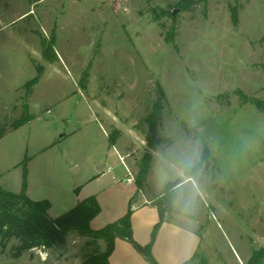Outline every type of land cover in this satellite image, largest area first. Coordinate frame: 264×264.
<instances>
[{"label":"rangeland","instance_id":"374dc122","mask_svg":"<svg viewBox=\"0 0 264 264\" xmlns=\"http://www.w3.org/2000/svg\"><path fill=\"white\" fill-rule=\"evenodd\" d=\"M235 3L0 0L2 188L20 193L27 158L26 194L49 200L55 219L75 205L76 187L103 172L81 194L99 193L90 228L101 229L127 211L134 187L122 179L124 166L135 178L148 147L145 119L158 105L145 196L198 233L190 264H238L233 252L247 255L246 264L264 249L263 224L253 231L264 223V0H241L236 27ZM25 106L31 120L13 130ZM205 148L210 158L197 168ZM187 178L198 193L188 184L162 197L167 184ZM107 183L114 187L100 192ZM17 244L0 248V264H82L105 250L74 232L61 246L14 257Z\"/></svg>","mask_w":264,"mask_h":264},{"label":"trees","instance_id":"16d2710c","mask_svg":"<svg viewBox=\"0 0 264 264\" xmlns=\"http://www.w3.org/2000/svg\"><path fill=\"white\" fill-rule=\"evenodd\" d=\"M241 0H236L235 5L230 6V16L234 27L238 25V12L241 7ZM38 76L30 80L24 86L29 94L32 87L38 83L41 74L40 68H37ZM159 107L155 106V113L145 119L149 126V134L147 135V150L138 164V172L134 178L138 192H146L148 189L147 177L151 168L153 151L159 143L157 138V124L160 121L158 114ZM31 120L28 113V106L24 107L23 114L20 119L15 121L12 129L16 130ZM4 136V131L0 128V139ZM109 141L115 145V140L110 137ZM210 154L207 148L204 149L201 160L197 166L200 168L204 161L209 160ZM27 161L25 158L21 166L22 188L20 193L15 194L2 188L0 185V248L5 250L10 241H17V245L12 246L13 256L18 257L25 251L33 249H52L65 243L66 235L69 232L77 233L79 236L88 237L94 241L102 240L105 243V250L95 249L94 253L88 256L82 264H110L109 257L114 250V242L116 239H124L131 243L138 253L143 255L150 264H157L154 260L151 247L155 237V233L159 226L165 221L166 215L164 208L160 207L157 202L159 221L154 227L151 242L145 246L137 244L132 237L131 232V207L127 213L117 221L107 224L99 230H92L90 222L99 214L100 207L96 200V196H90L79 201L75 207L68 212L52 219L48 216L51 203L47 199L32 200L26 195L27 187ZM177 183L167 184L166 190L162 197H165ZM130 201V206H131ZM264 249L253 252L251 258L246 264H264Z\"/></svg>","mask_w":264,"mask_h":264},{"label":"crops","instance_id":"0c3cea01","mask_svg":"<svg viewBox=\"0 0 264 264\" xmlns=\"http://www.w3.org/2000/svg\"><path fill=\"white\" fill-rule=\"evenodd\" d=\"M25 15L26 13L22 15L21 17ZM3 137L0 140H2ZM109 145H111L113 148L116 149L117 153L120 156V161H121L122 156L118 151L117 145L116 144L112 145L111 143H109ZM50 146H52V144ZM29 162L27 161V163ZM96 168L97 170H99V172H102V170L105 168V164L98 165ZM126 168L127 167L124 166L125 175L122 179H125L129 185L134 187L131 193L130 201L132 199L133 200L131 202V206H130V201H129L128 208H127V211H128L129 207H131V212H132L131 220H130L132 237H133V240L137 244L141 246H145L151 242L154 227L159 221L158 206L155 204L154 198H147L145 196L146 195L145 192H138L137 186L135 185L134 178L132 176L131 178L129 177L126 178L127 177ZM107 171H111V168L110 167L107 168ZM104 175L105 174L103 172L91 174L87 177L85 182L81 183L78 187L74 189V191L77 193L75 205L79 201H82L90 196H96V200L98 202L97 195L99 193H96L95 195H90L83 199H81L82 198L81 194L84 191V189H87V187L89 185H92L93 182L103 179ZM28 176H29V173H28ZM28 176H27V179H28ZM114 179L115 178L113 176L112 181ZM127 179H130V181H127ZM188 184L193 185V190L198 193V190H199L198 186L193 182L191 178H187V179L177 182V185L174 187V191L181 190ZM113 185H114L113 183L111 184L107 183V187L105 189H102V191L100 192H104L106 194L107 191H109V189L114 187ZM75 205L73 207H75ZM214 210H215V207H214ZM100 212H101V208H100ZM257 223L258 224L254 226L253 231L254 230L256 231L255 227H258L257 230H260L261 228L260 224H263L264 226V223H261L260 220ZM107 224H110V223H107ZM197 234L198 233L196 231L191 230L188 226H185L184 224L179 223V221L177 222V221L171 220L166 216L165 221L157 229L153 243H152L151 253H152L154 260L156 261L157 264H190L193 261L197 260V258L199 257L198 250L202 242L201 238L199 239ZM189 241L191 242L190 254L188 250ZM187 253L189 254L188 255L189 257H187ZM233 253H234L233 256L238 264H243V262H245V260L248 258L247 255L243 257L237 254L236 252H233ZM206 259L209 260L208 257H206ZM109 263L110 264H146V258L143 255L139 254L128 241L124 239H116L114 242V250L109 257Z\"/></svg>","mask_w":264,"mask_h":264},{"label":"built area","instance_id":"2783aa9c","mask_svg":"<svg viewBox=\"0 0 264 264\" xmlns=\"http://www.w3.org/2000/svg\"><path fill=\"white\" fill-rule=\"evenodd\" d=\"M127 181H130V179H127Z\"/></svg>","mask_w":264,"mask_h":264},{"label":"clouds","instance_id":"9594fccd","mask_svg":"<svg viewBox=\"0 0 264 264\" xmlns=\"http://www.w3.org/2000/svg\"><path fill=\"white\" fill-rule=\"evenodd\" d=\"M187 204V202H185Z\"/></svg>","mask_w":264,"mask_h":264}]
</instances>
